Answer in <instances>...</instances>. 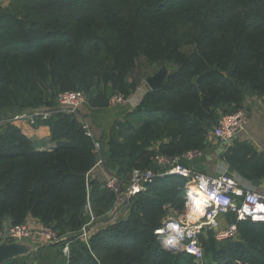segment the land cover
Masks as SVG:
<instances>
[{
    "label": "trees",
    "instance_id": "16d2710c",
    "mask_svg": "<svg viewBox=\"0 0 264 264\" xmlns=\"http://www.w3.org/2000/svg\"><path fill=\"white\" fill-rule=\"evenodd\" d=\"M140 64L164 65L170 74L101 140L88 133L79 109L70 114L58 103L67 90H83L88 105L100 109L110 106L114 93L131 97L149 75L138 72ZM253 95H264V0L0 4V231L6 221L19 225L34 218L68 236L1 264H264L259 222H238L236 238L201 234V262L164 248L156 230L170 208L184 213V176H158L128 207L115 209L116 193L90 174L106 157V166L127 184L135 169L157 171V154L206 151L220 118ZM42 110L51 116H37L36 125L50 127V150L36 149L9 122L18 113ZM96 141L106 150L97 153ZM223 157L249 180L264 176V153L248 141L236 139ZM117 209L123 215L111 219ZM91 213L86 241L79 234Z\"/></svg>",
    "mask_w": 264,
    "mask_h": 264
},
{
    "label": "built area",
    "instance_id": "2783aa9c",
    "mask_svg": "<svg viewBox=\"0 0 264 264\" xmlns=\"http://www.w3.org/2000/svg\"><path fill=\"white\" fill-rule=\"evenodd\" d=\"M129 98L122 93H114L110 98V106L127 105ZM58 103L63 107V110L72 114L76 113L82 105L88 103V98L83 90H67L59 94ZM37 116L47 119L51 116V112L46 110L26 111L14 115L9 122L25 120L34 126L37 123ZM247 121L248 112L244 106L235 112L225 114L211 132L210 138L228 141L245 129ZM1 122L5 124V121ZM84 126L89 134H93L87 123H84ZM95 148L96 152L100 153L103 150L102 143L96 141ZM203 154V151L199 149L190 150L174 157L157 154L154 157V162L159 168L157 171L154 168L135 169L127 184L116 175L110 176L105 182L106 186L117 195L115 208L120 205L128 207L132 197L145 190L146 184L153 182L158 176L167 174L184 176L186 178V211L178 216L169 214L164 219L163 225L156 230V234L160 236L164 248L183 249L185 253L193 255L197 262H201L204 258V250L200 242V235L204 232H215L216 239L221 241L237 237L238 222L264 223V208L261 207L264 206V190L247 188L239 178L232 177L227 173L211 175L183 164L184 161H192ZM102 162V158H99L95 167ZM199 196H204L206 202L201 209V215L197 216L194 215L193 207H195V198ZM91 215V221L82 227L79 234L86 241L90 235L88 226L95 219L92 213ZM230 215H233L235 220L226 221L223 219ZM224 223L226 226H223ZM37 236L51 244L67 241L68 238V236H60L50 226L41 224L34 229L28 222L19 225L9 223V227L0 232V240L7 238L8 241ZM63 251L66 255L69 253L68 243L64 246Z\"/></svg>",
    "mask_w": 264,
    "mask_h": 264
},
{
    "label": "crops",
    "instance_id": "0c3cea01",
    "mask_svg": "<svg viewBox=\"0 0 264 264\" xmlns=\"http://www.w3.org/2000/svg\"><path fill=\"white\" fill-rule=\"evenodd\" d=\"M10 0H0V4L8 6ZM149 89L146 84L139 86L137 91L129 98V103L127 105L109 106L107 108H92L88 103L82 105L79 108V116L81 119L90 126V129L97 138L101 140L105 137L110 130L114 122L118 119L124 117L127 112L132 111L141 101L143 95ZM264 95L263 96H248L244 102V107L248 112V121L245 129L238 135L239 140L248 141L258 153H264ZM18 126L22 132L27 135L34 143L36 149L38 150H50L54 147V143L51 141V130L47 125H34L32 126L25 120H16L12 122ZM3 127L0 121V129ZM211 140V145L208 150L218 148L216 153L217 157L210 158V156L203 151V155L192 161H184L183 164L194 168L197 171L205 172L208 174H221L227 173L232 177L239 178L247 188L264 190V176L257 180H249L239 174L236 170H233L231 166L227 163L223 157L224 152L230 147L231 144L228 141H218V139L213 138ZM225 142L224 146L220 143ZM104 145V144H103ZM103 162L97 165L90 172L91 176L98 178L103 182H106L111 175H114V168L106 166L108 159L102 158ZM171 215L178 216L176 212L170 208ZM120 214H119V213ZM112 215V214H111ZM110 215V217H111ZM123 215V210L117 209L113 216ZM195 215H199L195 213ZM226 221L235 220L233 215L228 216V218H223ZM28 224L31 228H37L41 223L34 218L28 219ZM223 226H226L224 223ZM33 241L40 242L45 241L39 236L30 238ZM42 243V242H40ZM45 242L44 244H46Z\"/></svg>",
    "mask_w": 264,
    "mask_h": 264
},
{
    "label": "water",
    "instance_id": "95a60500",
    "mask_svg": "<svg viewBox=\"0 0 264 264\" xmlns=\"http://www.w3.org/2000/svg\"><path fill=\"white\" fill-rule=\"evenodd\" d=\"M170 74V70L166 68V66H159L153 74H150L145 77V82L148 85L150 90L158 89L163 81ZM237 136H234L228 140L229 143H233ZM103 149L106 150V145H103ZM49 244V243H46ZM42 245L40 242H36L31 240L30 238L26 239H15L13 241H8L7 238H3L0 240V264L10 260L12 258H18L21 256H26L32 252L37 251L38 247L40 248ZM170 252H184L183 249H179L176 247H165Z\"/></svg>",
    "mask_w": 264,
    "mask_h": 264
},
{
    "label": "rangeland",
    "instance_id": "374dc122",
    "mask_svg": "<svg viewBox=\"0 0 264 264\" xmlns=\"http://www.w3.org/2000/svg\"><path fill=\"white\" fill-rule=\"evenodd\" d=\"M141 61H144V58H142L141 59ZM145 69V72H147V73H149V75L150 74H153L155 71H156V69L158 68V67H155V68H151V67H149V66H141V64H140V68L138 69V72H142V70L143 69ZM142 84H146V82H145V79L144 80H142ZM141 84V85H142ZM146 86H148L147 84H146ZM143 122V120H140V123H142ZM219 141V140H218ZM220 142V141H219ZM226 143L225 142H221L220 143V145L221 146H224ZM217 149L218 148H214V149H212L211 151L210 150H207L206 151V153L210 156V158H213V157H217V153H216V151H217ZM211 175H215V174H211ZM124 211V210H123ZM186 210H184V212H185ZM119 213V212H118ZM120 214V213H119ZM195 215V214H194ZM111 219H117V216H113V217H111ZM109 222V220H107V219H105V221L104 222H102V224H105V223H108ZM9 227V221H6L5 223H4V226H3V229L1 230V231H3V230H5V229H7ZM0 231V232H1ZM205 234L207 233V232H204ZM40 242H42V243H40V244H44L46 241H40ZM38 249H39V247H38ZM37 249V250H38Z\"/></svg>",
    "mask_w": 264,
    "mask_h": 264
},
{
    "label": "bare ground",
    "instance_id": "6f19581e",
    "mask_svg": "<svg viewBox=\"0 0 264 264\" xmlns=\"http://www.w3.org/2000/svg\"><path fill=\"white\" fill-rule=\"evenodd\" d=\"M206 199L204 196H199L195 198V207H193V212L194 214L197 213L199 214L198 216L201 215V209L203 207V204H205Z\"/></svg>",
    "mask_w": 264,
    "mask_h": 264
},
{
    "label": "snow or ice",
    "instance_id": "6c2138e0",
    "mask_svg": "<svg viewBox=\"0 0 264 264\" xmlns=\"http://www.w3.org/2000/svg\"><path fill=\"white\" fill-rule=\"evenodd\" d=\"M262 208H264V206H261Z\"/></svg>",
    "mask_w": 264,
    "mask_h": 264
}]
</instances>
